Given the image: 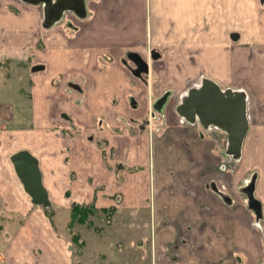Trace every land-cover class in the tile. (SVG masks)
I'll use <instances>...</instances> for the list:
<instances>
[{
    "label": "crops",
    "instance_id": "crops-1",
    "mask_svg": "<svg viewBox=\"0 0 264 264\" xmlns=\"http://www.w3.org/2000/svg\"><path fill=\"white\" fill-rule=\"evenodd\" d=\"M47 5L0 0V61L19 65L0 87V264L95 263L84 222L71 227L83 242L75 254L74 204L115 208L114 220L147 215L151 264H264V0H85V16L67 8L51 25ZM149 13L142 47L132 39ZM6 27L22 45L5 43ZM149 50L164 62L153 139L134 61ZM205 78L246 98L234 159L222 158L226 131L177 110ZM22 149L38 159L49 207L16 172Z\"/></svg>",
    "mask_w": 264,
    "mask_h": 264
},
{
    "label": "rangeland",
    "instance_id": "rangeland-1",
    "mask_svg": "<svg viewBox=\"0 0 264 264\" xmlns=\"http://www.w3.org/2000/svg\"><path fill=\"white\" fill-rule=\"evenodd\" d=\"M140 14V13H139ZM148 19L142 18L144 20L143 26L138 29V37L135 39H132L133 42H137L136 44H139L143 47V43H140V40H144V42H148L150 39V32L151 27L153 24V20H151L150 13L148 14ZM133 20V19H132ZM6 24H10L8 21H4ZM2 24V21L0 22V25ZM149 24V25H148ZM9 27H6V34L4 35L5 43L6 44H16V45H22L23 42L22 35L20 30L18 31V34L15 36H12L11 34H16L14 29H7ZM20 34V35H19ZM142 37V38H141ZM124 40V39H123ZM44 47V45H43ZM128 61V64L131 66L130 69H133L132 66L134 65L131 60L126 59ZM147 63H148V71L142 72L139 74V77L142 81L145 82L148 88V115H147V125L150 127V134L151 138L153 139L154 134L157 135V130L154 132V129L152 127L153 123L156 121V117L158 115L157 109L154 107V103L156 102V88H157V80L158 76L156 73V70L163 67L164 62L162 61H155L152 57L151 51L149 50L148 57H147ZM7 64V65H6ZM15 66H19L18 64H8L7 61H0V87L2 85V82H4L8 76H14L11 80H8L10 82V86H13L15 77L17 75L15 71ZM6 71V73H4ZM7 75V77H6ZM7 81V80H6ZM13 99V98H12ZM145 124V123H144ZM151 151H153L154 145L153 140H151ZM156 149V146H155ZM24 150V149H22ZM21 151V150H19ZM18 152V151H17ZM16 153V152H15ZM14 154V153H13ZM12 154V155H13ZM225 156L222 154V158H225L223 160L226 161V159L231 157L234 159V155L229 153L228 149L226 148L224 150ZM11 155V157H12ZM221 158V159H222ZM146 188L143 189L144 195L142 197L143 200H145L149 194L148 190L145 192ZM154 193L151 194L150 201L151 203L154 200ZM146 197V198H145ZM149 198V197H148ZM148 207L147 205L144 206V209ZM142 207L138 208L137 211H139ZM143 209V210H144ZM96 210V208L93 207V211ZM145 213V212H143ZM142 213V214H143ZM113 212L110 210V208L106 209L105 211L100 210L96 213V211L93 214H88L87 220L84 222L86 226L88 227V230L86 233H84V236L87 240L88 244V257L93 259L95 263L92 264H151V261H149V258L147 257L148 247L151 246V241L154 238L153 233H155V225H150V220L147 221V215L144 216L143 219L140 220L141 215L138 214L135 216V220L131 221V219L123 220L120 218L122 213L117 216V218H112ZM146 218V219H145ZM77 221V220H75ZM88 221L91 223V225L88 224ZM162 222V221H161ZM166 222H164L165 224ZM163 224V223H162ZM72 237L74 236L73 230L71 229ZM78 235L77 232H74ZM152 233V234H151ZM73 239V238H72ZM75 244V254H78V248L82 247L83 242L80 241H74ZM174 244V243H173ZM170 247H172V244H170ZM175 247V246H173ZM142 254H145L144 257H142ZM138 256V257H137ZM77 259H80L77 258ZM82 259V258H81ZM155 264V261H154Z\"/></svg>",
    "mask_w": 264,
    "mask_h": 264
},
{
    "label": "water",
    "instance_id": "water-1",
    "mask_svg": "<svg viewBox=\"0 0 264 264\" xmlns=\"http://www.w3.org/2000/svg\"><path fill=\"white\" fill-rule=\"evenodd\" d=\"M39 2L41 0H31ZM50 1V0H49ZM46 23L51 25L60 18L67 8L76 10L85 16V0H55L51 4L46 0ZM235 36H238L235 34ZM38 68V67H36ZM156 108V103H154ZM178 112L187 120L208 127L216 125L228 134V151L234 157L241 154V146L248 129L246 98L243 93L232 89H222L210 78H205L200 87L192 88L177 107ZM11 160L16 172L23 182L26 191L35 203L45 207L51 205L48 191L43 184L39 162L29 150L14 153ZM250 203L254 206V196L250 189L246 190Z\"/></svg>",
    "mask_w": 264,
    "mask_h": 264
},
{
    "label": "trees",
    "instance_id": "trees-1",
    "mask_svg": "<svg viewBox=\"0 0 264 264\" xmlns=\"http://www.w3.org/2000/svg\"><path fill=\"white\" fill-rule=\"evenodd\" d=\"M112 212L115 210V208L110 209ZM96 210L93 211L92 206H79L78 204H74L72 206L71 210V220L69 222V228L71 229L73 225V221L77 220L79 222H85L87 220L88 214H93ZM88 224L91 225V223L88 221ZM78 235L74 234L73 238L75 240H78Z\"/></svg>",
    "mask_w": 264,
    "mask_h": 264
},
{
    "label": "flooded vegetation",
    "instance_id": "flooded-vegetation-1",
    "mask_svg": "<svg viewBox=\"0 0 264 264\" xmlns=\"http://www.w3.org/2000/svg\"><path fill=\"white\" fill-rule=\"evenodd\" d=\"M52 1H55V0H48V2H50L49 4H51ZM134 61L136 63L135 65V70L136 72H138L139 74L142 73V72H146L148 71V63L147 61L145 60H142V58H140L139 55H134ZM137 67V68H136ZM182 103V102H181ZM248 188H252V184H250L248 186Z\"/></svg>",
    "mask_w": 264,
    "mask_h": 264
},
{
    "label": "built area",
    "instance_id": "built-area-1",
    "mask_svg": "<svg viewBox=\"0 0 264 264\" xmlns=\"http://www.w3.org/2000/svg\"><path fill=\"white\" fill-rule=\"evenodd\" d=\"M3 126H4L3 121H2V119L0 118V130L2 129Z\"/></svg>",
    "mask_w": 264,
    "mask_h": 264
}]
</instances>
